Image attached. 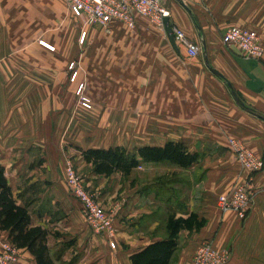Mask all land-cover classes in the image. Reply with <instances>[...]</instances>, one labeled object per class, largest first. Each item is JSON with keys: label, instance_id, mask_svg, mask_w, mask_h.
<instances>
[{"label": "crops", "instance_id": "crops-1", "mask_svg": "<svg viewBox=\"0 0 264 264\" xmlns=\"http://www.w3.org/2000/svg\"><path fill=\"white\" fill-rule=\"evenodd\" d=\"M49 1L51 8L55 4L60 13V0ZM163 4L170 24L178 26L187 40L198 45L197 55H188L181 42L176 43L177 49L173 48L164 28L167 46L87 47L73 51L76 57L81 52L84 55L85 72L90 78L84 88L89 98L93 97L92 102L117 105L94 115L85 112L82 125L75 122L73 110V120L68 125L69 132H76L78 139L72 143L77 152L75 159L87 168V183L107 211L112 231L94 232L80 202L65 192L61 196L53 191L29 189L49 180H44L30 156L44 148L43 76L40 74L37 89L32 85L27 89V82L20 78L22 66H17L21 75L15 74L11 83L5 82L6 76H0V110L4 113L0 129L5 136L26 137L21 145H14V154L4 153L0 159L8 183L22 195L20 203L38 199L42 204L50 197L59 202L52 205V212L51 208H41L38 215L30 212L33 224L49 230L47 244L56 264H89L95 258L100 259V264H131L132 253L165 238L170 213L186 215L192 211L205 223L199 229L179 232L177 249L169 264H190L196 248L205 240L217 250L229 251L226 264H264V166L252 173L242 169L230 146L233 139L264 161V51L259 58L248 57L238 47L222 42L224 30L239 25L255 30L264 49V0H164ZM6 7L0 4V16L11 17L12 4ZM62 8L66 26L78 32L68 3ZM5 23L0 28V39L10 41V20ZM15 38L27 37L20 31ZM40 48L37 52L43 55L44 49ZM52 51H56L55 47ZM126 65H130V74L126 72L125 76ZM11 66L5 65V70L11 71ZM36 68L43 72L44 66ZM92 87L97 89L93 95ZM71 90L68 104L76 99L74 84ZM7 95L13 98L4 103L2 98ZM62 98L56 94L52 101L60 103ZM52 121L57 134L59 119ZM50 134L51 130L46 133ZM128 137L130 147L125 145ZM167 141L182 142L188 151L197 153V161L186 168L167 161L142 162L128 175L120 171L104 175L92 172L81 155L86 148L123 146L131 150ZM245 181L253 191L247 216L241 219L233 210L221 211L219 195ZM110 241H114V247ZM4 242L11 243L7 233L1 231L0 251ZM16 252L18 259L6 264H35L26 249L16 248Z\"/></svg>", "mask_w": 264, "mask_h": 264}, {"label": "rangeland", "instance_id": "rangeland-1", "mask_svg": "<svg viewBox=\"0 0 264 264\" xmlns=\"http://www.w3.org/2000/svg\"><path fill=\"white\" fill-rule=\"evenodd\" d=\"M66 2L67 0H60V13H58L55 4L54 8H51L52 4L49 0H0V4L3 6L9 7L12 4L11 17L5 14L0 16V28L6 24L5 22L9 23L10 20L13 36V39L10 41L0 39V76H6L5 82L11 83L13 79L20 74L19 71H17V66H22V77L20 76L21 74L19 76L22 80L27 82V89H29L30 85H32L34 89H37V83L40 85L39 77L40 74H42L43 96L46 101L44 103L43 118L45 135L41 137L44 148L42 152L37 150L31 153L30 156L32 157L31 163L33 165L36 164L38 172L41 171L43 173L45 177L44 180L46 178L49 180H45L43 185L34 184L32 187H29V189L33 192L39 190L45 192L48 190L46 193H49V191H53L61 196L63 192H65L72 198H75L69 192L65 182L64 168L66 165H71L74 168L77 175L83 178L88 189H90V186L85 177L87 168L83 167L75 159L77 152L72 143H76L78 139L75 135L76 132H69L68 130V125L73 120V115H71V113L75 110V122H79L78 125H82L85 112L94 115L101 111L110 110L111 107L116 108L117 105L105 103L94 104L92 102L93 97L92 99L91 96L89 98V95L85 93L86 88H84V83L90 82V78L87 77L85 72L84 55L81 52V54L76 57L73 55V51L76 48L82 51L87 47H161L167 46V44L165 43L166 37L163 27L143 14L136 15V23L133 27H129L118 21L111 24V29L108 32L98 25L86 26V34L84 35L83 41H80L82 21L76 18L78 32L66 26L67 18L64 16L62 8L63 4ZM6 8H4L5 13H7ZM1 11H3V9H1ZM20 12L21 14H19ZM19 24H21V26H19ZM16 31L18 32L16 33ZM20 31L22 34L26 35L27 38L16 39L15 36L19 35ZM42 37L49 38V40H43ZM40 47L44 49L43 55H41L39 51L37 52V48L41 49ZM54 47L56 49L55 52L52 51ZM42 64L44 69L43 72H40V69L36 68V65L39 67ZM5 65L7 68H9V65H12L11 71L5 70ZM125 67H127L125 68L126 76V72L130 74V65H126ZM128 78L130 79V75H128ZM3 80L4 78H2V81ZM73 84L75 85L76 99L75 103L68 104L67 98L72 96L71 86H73ZM90 89L91 95L97 91V89L93 87ZM56 94L63 97L60 103L52 101V96ZM28 95H30V93H28ZM10 97L13 98L10 95L3 97V102H10ZM82 99H86L90 107L82 105ZM124 106L127 107L128 105L125 104ZM27 107L29 108L28 104ZM30 111L31 109L29 108L28 112ZM112 112L115 111L113 110ZM3 117L4 113L0 110V126L3 125ZM53 118L59 119V123L56 126L57 132L59 131L57 134L56 130L53 132L52 129V123H54V121H52ZM93 126L100 128L99 123L93 122ZM78 127L79 126H77V128ZM50 130L52 134L47 136L46 133ZM2 131L3 129H0L1 159L4 158V153H8V156H10L11 153L14 154L13 152L16 149L14 145H21L25 142L26 138L16 135L5 136ZM93 131L96 130L93 129ZM128 139L125 145L130 147L132 145L130 140L131 137H128ZM5 147L9 149L7 152L5 151ZM135 148L136 147H132L131 150ZM158 176L163 178V175ZM26 187L27 185H24V188ZM37 200L38 199H33L30 201V212L33 215L37 212L36 215H38L41 208L45 210L51 208L52 212V205H57L59 203L53 202L51 197L47 198L42 204H38ZM96 200L101 205L97 196ZM59 201L63 204L62 200ZM92 230L98 232L94 229ZM97 250L98 247L92 249L93 252ZM15 259H18V252L15 253ZM99 260L100 259L97 258L90 259L89 264H100Z\"/></svg>", "mask_w": 264, "mask_h": 264}, {"label": "built area", "instance_id": "built-area-1", "mask_svg": "<svg viewBox=\"0 0 264 264\" xmlns=\"http://www.w3.org/2000/svg\"><path fill=\"white\" fill-rule=\"evenodd\" d=\"M67 3L72 16L82 21L80 41H83L86 34V26L98 25L108 32L111 24L118 21L133 27L136 23V15L143 14L164 27L162 19L168 16V10L163 4L164 0H67ZM171 28L175 42L183 43L188 55H197L198 45L187 40L178 26L172 24ZM222 42L238 47L248 57L259 58L263 55L264 49L258 33L248 27L228 26L222 34ZM82 105L90 107L86 99H82ZM230 146L242 169L252 173L263 168L262 158L243 148L233 139L230 140ZM64 178L69 192L81 203L88 225L98 232L112 231L105 209L96 200L95 193L86 187L83 178L77 175L71 165L65 166ZM252 197L250 183L245 181L235 183L226 193L219 195L217 203L221 211L233 210L241 219H244L251 208ZM109 244L111 247L115 246L114 241H110ZM2 249L0 264L16 260V248L13 244L4 242ZM228 259L229 251L217 250L205 240L196 248L190 264H226Z\"/></svg>", "mask_w": 264, "mask_h": 264}, {"label": "trees", "instance_id": "trees-1", "mask_svg": "<svg viewBox=\"0 0 264 264\" xmlns=\"http://www.w3.org/2000/svg\"><path fill=\"white\" fill-rule=\"evenodd\" d=\"M234 96L242 107L247 108L235 94ZM81 155L91 165L92 172L104 175L115 171L128 175L142 162L167 161L186 168L198 159L197 153L188 151L179 141H167L163 145H143L134 150H127L123 146L86 148L81 150ZM21 196L8 183L0 159V232L5 231L7 239L16 248L29 251L35 264H56L47 244L49 230L40 224H33L30 203H20ZM204 223L205 219L199 218L193 211L186 215L170 213L165 223V238L132 253L129 256L131 264H169L177 249L179 232L183 229H199Z\"/></svg>", "mask_w": 264, "mask_h": 264}, {"label": "water", "instance_id": "water-1", "mask_svg": "<svg viewBox=\"0 0 264 264\" xmlns=\"http://www.w3.org/2000/svg\"><path fill=\"white\" fill-rule=\"evenodd\" d=\"M163 28H164V31H165V34H166V37L170 43V45L177 49V44L175 42V39H174V36H173V33H172V28H171V24H170V20H169V17L168 16H165L163 17ZM213 70V69H212ZM213 72H216L215 70H213Z\"/></svg>", "mask_w": 264, "mask_h": 264}]
</instances>
